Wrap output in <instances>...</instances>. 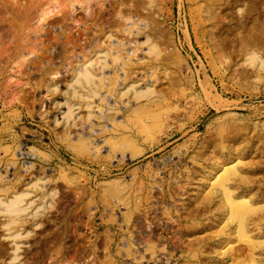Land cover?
<instances>
[{
    "label": "rangeland",
    "instance_id": "rangeland-1",
    "mask_svg": "<svg viewBox=\"0 0 264 264\" xmlns=\"http://www.w3.org/2000/svg\"><path fill=\"white\" fill-rule=\"evenodd\" d=\"M0 264H264V0H0Z\"/></svg>",
    "mask_w": 264,
    "mask_h": 264
},
{
    "label": "bare ground",
    "instance_id": "bare-ground-1",
    "mask_svg": "<svg viewBox=\"0 0 264 264\" xmlns=\"http://www.w3.org/2000/svg\"><path fill=\"white\" fill-rule=\"evenodd\" d=\"M2 1H3V0H2ZM4 3H5V2H4ZM2 4H3V3H2ZM6 36H7V35H6ZM95 53H96V52H95ZM121 53H122V52H121ZM125 53H126V52H125ZM132 53H133V52H131V54H132ZM114 55H115V54H114ZM114 55H113V56H114ZM119 55H120V54H119ZM132 55H133V54H132ZM115 57H116V56H115ZM117 57H118V56H117ZM119 57H121V56H119ZM123 57H124V56H123ZM100 59H102V58H100ZM113 59H114V60H115V59L117 60V58H113ZM130 59H131V58H130ZM103 60H104V58H103ZM122 60H123V59H122ZM124 61H125V60H124ZM126 61H127V60H126ZM128 61H129V60H128ZM128 61H127V62H128ZM137 62H138V61H137ZM128 63H129V62H128ZM102 64H104V63H102ZM105 64H106V63H105ZM105 64H104V65H105ZM122 64H123V62H122ZM104 65L101 66V65L99 64V66L102 67V68L104 67ZM84 66H85V65H84ZM84 66H82V68H83ZM118 66H119V65H118ZM92 67H93V66H92ZM105 67H106V66H105ZM124 67H127V66H124ZM141 67H142V66H141ZM141 67H140V68H141ZM84 68H85V67H84ZM86 68H88V67H86ZM102 68H101V69L99 68V69L102 71ZM131 68H132V67H131ZM155 68H156V67H155ZM80 69H81V68H80ZM80 69H79V70H80ZM94 69H95V68H94ZM126 69H127V68H126ZM126 69H125V70H126ZM86 70H87V69H86ZM86 70H85V72H84L83 70H81V71L84 73V75H85V76H83V78H85V77H89V76H94V75H91L92 73H91L89 70H88V71H86ZM90 70H91V69H90ZM103 70H104V69H103ZM123 70H124V69H123ZM130 70H131V69H130ZM132 70H133V68H132ZM134 70H136V69H134ZM143 70H145V69H143ZM147 70H148V69H147ZM113 71H115V70H113ZM121 71H122V69H121ZM121 71H120V73H121ZM126 71H128V70H126ZM138 71H139V69H138ZM132 72H133V71H132ZM145 72H146V71H145ZM147 72H148V71H147ZM78 73H79V72H78ZM83 73H81V76H82ZM96 73H97V72H96ZM117 73H118V72H115L114 75H116ZM125 73H126V72H125ZM143 73H144V72H143ZM102 74H103V72H102ZM102 74H101V75H102ZM109 74H110V73H109ZM111 74H112V73H111ZM122 74L124 75L123 71H122ZM122 74H121V76H123ZM128 74H129V73H128ZM133 74H134V72H133ZM148 74H149V73H148ZM77 75H78V74H77ZM79 75H80V74H79ZM98 75H99V74H98ZM101 75H100V76H101ZM105 75H106V74H105ZM107 75H108V74H107ZM117 75H118V74H117ZM131 75H132V73H131ZM144 75H145V74H144ZM146 75H147V74H146ZM110 76H111V75H110ZM118 76H119V75H118ZM121 76H120V78H121ZM138 76H139V75H138ZM142 76H143V75H142ZM152 76H153V75H152ZM77 77H78V76H77ZM77 77H76V78H77ZM102 77L104 78V76H102ZM111 77H112V76H111ZM125 77H126V76H125ZM125 77H124V78H125ZM127 77L130 78L131 76H130V77L127 76ZM140 77H141V76H140ZM148 77H149V75H148ZM150 77H151V76H150ZM83 78H82V79H83ZM100 78H101V77H100ZM118 78H119V77H118ZM132 78H133V77H132ZM134 78H135V76H134ZM136 78H139V77H136ZM144 78H145V77H144ZM90 79H91V77L89 78V80H90ZM96 79H97V78H96ZM106 79H107V77L104 79V81H103L104 83H105ZM108 79H109V78H108ZM142 79H143V78H142ZM142 79H141V80H142ZM149 79H150V78H149ZM84 80H85V79H84ZM91 80H92V79H91ZM115 80H117V79H115ZM122 80H123V79H122ZM144 80H147V79H144ZM78 81H79V80L76 79V80H75V83L78 82ZM95 81H96V80H95ZM107 81H108V80H107ZM111 81H112V80H111ZM142 81H143V80H142ZM79 82H80V81H79ZM87 82H89V81L87 80ZM90 82H91V81H90ZM99 82H101V81L99 80ZM109 82H110V81H109ZM115 82H116V81H115ZM115 82H114V80H113V83H115ZM136 82H137V81H136ZM136 82H135V83H136ZM85 83H86V80H85ZM92 83H94V82H92ZM98 84H99V83H98ZM100 84H101V83H100ZM100 84H99V86H100ZM108 84H110V83H108ZM116 84H117V83H116ZM120 84H121V83H120ZM128 84H129V83H128ZM80 85L82 86L81 83H80ZM93 85L96 86L95 84H93ZM104 85H105V84H104ZM111 85H112V84H111ZM131 85H132V84H131ZM89 86L91 87V85H89ZM107 86H108V85H107ZM116 86H117V85H116ZM120 86H121V85H120ZM97 87H98V85L96 86V88H97ZM109 87H110V85H109ZM111 87H112V86H111ZM127 87H129V86H127ZM151 87H152V86H151ZM99 88H100V87H99ZM114 88H115V87H114ZM132 88H133V87H132ZM84 89H85V88H84ZM102 89H103V87H102ZM105 89H106V88H105ZM107 89H108V88H107ZM118 89H119V88H118ZM120 89H121V88H120ZM124 89H126V88H124ZM85 90H87V88H86ZM96 90H98V89H96ZM110 90H111V89H110ZM127 90H128V89H127ZM127 90H126V91H127ZM134 90H135V89H134ZM91 91H92V90H91ZM98 91H99V90H98ZM98 91H97V92H98ZM100 91H101V90H100ZM100 91H99L98 95L100 94ZM88 92H89V91H88ZM88 92H87V93H88ZM93 92H95V91L93 90ZM93 92H92V93H93ZM106 92H107V91H106ZM137 92H138V91H137ZM137 92H136V93H137ZM89 93H90V92H89ZM111 93H112V92H111ZM117 93H118V92H117ZM119 93H120V91H119ZM122 93H123V92H122ZM139 93H140V92H139ZM83 94H84V93H83ZM95 94H96V92H95ZM105 94H106V93H105ZM105 94H103V96H104ZM87 95H88V94H87ZM96 95H97V94H96ZM113 95H114V94H113ZM119 95H120V94H119ZM94 96H95V95H94ZM81 97H82V96H81ZM85 97H86V96H85ZM88 97H90V96H88ZM92 97H93V96H92ZM92 97H91V98H92ZM95 97L98 98V96H95ZM100 97L103 98V97L101 96V94H100L99 98H100ZM106 97H107V95H106ZM110 97H111V96H110ZM114 97H115V96H114ZM93 98H94V97H93ZM99 98H98V99H99ZM104 98H105V96H104ZM84 99H85V98H84ZM92 100H93V99H92ZM105 100H106V99H105ZM127 100H128V99H127ZM82 101H83V100H82ZM103 101H104V100H103ZM103 101L100 100L99 103H101V102H103ZM106 101H107V100H106ZM68 102H69V101H68ZM88 105H89V104H88ZM86 107H87V106H86ZM89 107H90V106H89ZM66 109L69 110V108H66ZM70 109H71V108H70ZM66 114H67V115L69 114V112H67V110H66ZM70 114H71V113H70ZM70 114H69V116H70ZM67 117H68V116H67ZM155 123H156V122H155ZM157 123H158V122H157ZM157 123H156V124H152V125L157 126ZM143 126L146 127L145 125H143ZM150 127H151V126H150ZM146 128H148V127H146ZM143 129H145V128H143ZM140 130H141V128H140ZM141 131H142V130H141ZM141 133H142V132H141ZM143 133H144V131H143ZM226 167H227V166H226ZM228 168H229V167H228ZM212 169H213V168H212ZM222 169H223V168H222ZM225 169H226V168H225ZM229 169H230V168H229ZM229 169H226V170H229ZM223 171L225 172V170H223ZM223 171H222V173H223ZM224 174H225V173H224ZM225 175H226V174H225ZM225 175H224V176H225ZM220 176H221V175H220ZM224 176H223V177H224ZM225 179H226V178H225ZM220 180H221V179H219V181H220ZM218 183H219V185H221L220 182H218ZM221 189H222V188H221ZM223 189H224V188H223ZM235 202H238V201H235ZM238 203H239V202H238ZM241 203H242V202H240L239 204H241ZM231 204H232V202H231ZM231 204H230V205H231ZM237 205H238V204H237ZM235 206H236V204H235ZM233 207H234V206H233ZM238 208H239V205H238ZM18 209H19V208H18ZM235 209H236V208H235ZM19 210H21V209H19ZM15 211H17V210H15Z\"/></svg>",
    "mask_w": 264,
    "mask_h": 264
}]
</instances>
